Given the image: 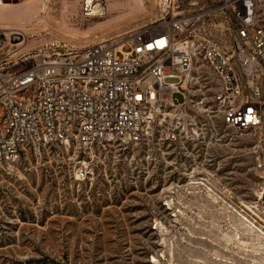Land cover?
I'll return each instance as SVG.
<instances>
[{
  "label": "built area",
  "instance_id": "1",
  "mask_svg": "<svg viewBox=\"0 0 264 264\" xmlns=\"http://www.w3.org/2000/svg\"><path fill=\"white\" fill-rule=\"evenodd\" d=\"M157 10L83 48H28L24 30L0 29V190L33 161L90 187L123 166L199 171L227 127L264 124V0H157Z\"/></svg>",
  "mask_w": 264,
  "mask_h": 264
},
{
  "label": "rangeland",
  "instance_id": "2",
  "mask_svg": "<svg viewBox=\"0 0 264 264\" xmlns=\"http://www.w3.org/2000/svg\"><path fill=\"white\" fill-rule=\"evenodd\" d=\"M145 2L109 11L110 0H98L105 15L93 17L85 0H47L42 16L11 27L28 48H83L156 19L157 0ZM224 132L199 171L123 166L90 187L33 161L0 190V264H264V124Z\"/></svg>",
  "mask_w": 264,
  "mask_h": 264
},
{
  "label": "bare ground",
  "instance_id": "3",
  "mask_svg": "<svg viewBox=\"0 0 264 264\" xmlns=\"http://www.w3.org/2000/svg\"><path fill=\"white\" fill-rule=\"evenodd\" d=\"M96 1L98 0H85L86 4L89 7L91 6L92 10L88 15L93 17L105 15L95 5ZM46 8L47 0L0 1V29L9 34L12 30L17 29L11 27L13 24H23L31 21L44 12ZM144 8H146L145 0H110L109 4V11H134ZM262 197H264V193ZM250 210L254 212L251 208Z\"/></svg>",
  "mask_w": 264,
  "mask_h": 264
},
{
  "label": "water",
  "instance_id": "4",
  "mask_svg": "<svg viewBox=\"0 0 264 264\" xmlns=\"http://www.w3.org/2000/svg\"><path fill=\"white\" fill-rule=\"evenodd\" d=\"M0 1H3V2H10V1H20V0H0ZM20 37L16 36L13 38L14 41H17Z\"/></svg>",
  "mask_w": 264,
  "mask_h": 264
}]
</instances>
